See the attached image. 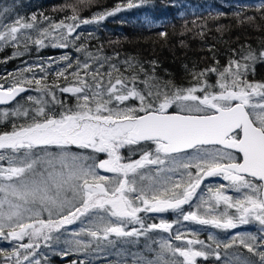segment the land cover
Returning <instances> with one entry per match:
<instances>
[{"label": "snow or ice", "instance_id": "obj_1", "mask_svg": "<svg viewBox=\"0 0 264 264\" xmlns=\"http://www.w3.org/2000/svg\"><path fill=\"white\" fill-rule=\"evenodd\" d=\"M91 3L80 0L62 6L60 10L68 14L58 22L46 18L49 26L40 29L36 39L23 31L35 28V15L32 22L22 17L10 24L0 22V42H18L23 37L37 46L51 40V47L67 48L69 37L81 25L98 23L150 0H123L113 10L82 17L81 9ZM255 7L264 18V0ZM6 12L7 8L0 10V21ZM245 19L253 22L256 18ZM73 39H79V34ZM234 54L238 59L231 58L222 68L191 70L195 83L189 87L162 83L155 61L150 62L151 71L129 59L123 62V70L110 63L101 73L110 58H93L98 68L77 60L72 73L75 84L59 88L61 93L73 94L76 104L72 107L58 100L41 79H17L7 88L0 84V104L26 92L25 85H35L37 92L51 96L53 107L59 105L54 111L49 101L28 96L32 106L25 108L17 101L16 108L0 113L3 120L24 121H12L10 131H0V162L7 163L0 164V238L20 242L5 261L14 255L20 264L19 249L38 248L39 241L52 240L53 232L81 217L88 218L89 227L75 235L91 239L69 242L77 250L87 249L93 240L112 243L109 237L113 235L151 239L150 255L136 258L134 264H198V258L207 261L211 256L222 260L217 251L221 242L214 236L208 237L212 243L180 232L153 239L148 233H170L172 224L163 220L145 224L140 213L171 211L184 221L223 230L257 223L264 233V83L247 79L251 65L264 61V48L257 51L248 46L245 50L241 46ZM61 59L67 65L56 76L66 79L72 60L68 55ZM40 71L45 69L41 66ZM209 74L217 76L214 84L208 82ZM126 148L139 158L122 155ZM151 166H155L154 176L149 175ZM181 169L178 178L172 175ZM101 170L111 175H102ZM207 177H222L228 183L210 187L207 198L199 197L196 211L185 212L183 206L191 207ZM229 189L242 195H227ZM237 242L258 261L236 256L225 264H264V235L238 233L223 247L231 248Z\"/></svg>", "mask_w": 264, "mask_h": 264}, {"label": "trees", "instance_id": "obj_2", "mask_svg": "<svg viewBox=\"0 0 264 264\" xmlns=\"http://www.w3.org/2000/svg\"><path fill=\"white\" fill-rule=\"evenodd\" d=\"M122 2L123 0H92L90 6L85 5L81 9V15L90 18L95 13L113 10ZM260 2L261 0H150L147 5L122 10L98 23L81 25L73 36L69 37L67 48H53L51 40H45V46H37L23 37L18 42L7 44L0 42V84L7 88L17 79H41L42 84L52 88L58 100L72 107L76 104L73 94L61 93L59 88L75 84L72 73L77 70V60L81 64L87 60L93 68H98L99 64L93 58L107 57L110 59L105 62L103 68H100L101 73L105 72L110 63H117L123 70V62L129 59L134 63L143 64L145 69L151 71L150 62L155 61L156 75L162 83L171 82L179 87H189L195 83L190 74L191 70L199 72L213 66L222 68L231 58L238 59L234 50L239 52L241 46L245 50L248 46L257 51L264 48V18L255 7ZM79 3L80 0H0V10L8 9L0 22L10 24L18 17L32 22L31 17L35 15L37 17L34 22L35 28L23 31L36 39L39 30L49 26V19L58 22L68 14L60 10L62 6ZM246 17L256 19L249 22L245 19ZM161 32L167 35L162 37ZM77 34L79 39H73ZM77 48H81V51H77ZM89 53L92 58H89ZM64 55L71 58L73 65L65 72L66 79L56 76V72L67 65V61L61 59ZM41 66L45 71H40ZM29 68L31 71H26ZM81 75L83 76V72ZM247 79L251 82L264 83V61H257L251 65ZM216 80L215 74L208 75L209 83L214 84ZM53 85L59 87L53 88ZM25 87L27 91L10 105L1 106L0 113L16 108L17 101L25 108L32 106V102L27 101L28 96L47 100L48 107L53 108L54 111L59 110L58 104L53 107L50 95L45 96L37 92L35 85H25ZM130 103L135 102L130 101ZM12 121L17 124L24 122L19 118L3 120L0 117V131H10ZM122 155L126 158L130 156L131 159L139 158L138 154L130 153L127 148L122 150ZM101 158L104 157L101 156ZM0 164L7 166L6 161ZM153 171L155 172V169ZM184 210L190 211V206L186 205ZM140 216L144 218L145 224H159L162 220L174 224L170 233L157 230L148 233V237L159 240L169 234L174 235L173 232L175 234L180 232L187 238L190 237V221L182 224V216H178L177 213L171 211L140 213ZM82 220L81 217L74 221V225H80ZM83 222L86 223V220ZM133 226L139 227L138 225L128 227ZM248 226L260 228L257 223L248 224ZM245 228L246 226L242 225L240 229L243 231ZM64 229H68L67 226ZM228 231H218L217 235H213L217 241L221 242V247L217 251L221 253L222 260L217 261L215 256H211L207 261L198 258V263L225 264V261L233 260L236 256L250 257L258 261V257L248 253L247 249L240 246L238 242L233 247L225 249L223 243L229 242L232 238L227 235ZM244 234L264 235L260 229L255 232L246 230ZM52 236L53 239L47 241L46 245L43 243L40 250L36 252L35 258L41 259L40 264H134L136 258L150 255L148 246L151 245V239L144 236L117 238L113 235L109 237L112 243L105 240L97 243L93 240L87 249L79 250L71 249L73 245L69 242L72 240L66 236L55 234ZM84 237L86 240L91 239L85 235ZM198 237L206 243H212L208 235L204 233L198 234ZM129 240L136 242L129 243ZM172 242L183 246L181 241L173 240ZM1 248L12 253L18 247L12 241L2 238L0 250ZM59 248L70 253L63 260L57 254ZM43 249L47 255L43 253ZM52 252H54L53 256ZM8 254L0 253V264L5 262Z\"/></svg>", "mask_w": 264, "mask_h": 264}, {"label": "rangeland", "instance_id": "obj_3", "mask_svg": "<svg viewBox=\"0 0 264 264\" xmlns=\"http://www.w3.org/2000/svg\"><path fill=\"white\" fill-rule=\"evenodd\" d=\"M155 169V166H151V169ZM153 169V170H154ZM152 170V171H153ZM145 171H147V169L145 170ZM152 171L149 173V175H155V172L153 171V173H152ZM183 170L181 169V170H179L177 173H175V174H172V175H174L176 178H178L179 177V174L182 172ZM100 174H102V175H111V174H109V173H104L103 172V170H101V172H100ZM171 174V173H170ZM213 179V177H207V178H205L204 179V181L202 182V184H201V186H200V188L199 189H197V193H196V196H194L193 197V201H192V205H191V207H190V211H196V208H195V205L197 204V203H199V197L201 196V195H203L205 198H207V195H209V193H208V189L211 187V188H213V189H215L216 187H218L219 185H221V184H225V185H227V181H225V180H223V181H218V182H216V181H211ZM218 180H220V178L218 179ZM226 194L227 195H231V196H233V197H238V196H241L242 195V193H236V192H234L233 190H231V189H229V190H227L226 191ZM186 206V205H185ZM184 206V207H185ZM201 212H202V210H201ZM83 218V220L79 223L80 225H78V226H75L74 225V222L73 223H71V224H67V225H65L64 227H66L67 226V228L68 229H64V227L63 228H61L60 229V231L59 232H53L52 234H55V235H57V236H66L67 238H69V240H72V241H74V240H76V239H82V240H86V237H84V235L82 234V235H80V236H76L75 234L76 233H78V232H80V230L82 229V228H87V227H89V221H88V218L87 217H82ZM86 220V223L85 222H83V221H85ZM181 223L182 224H184V223H189V221H184L183 219L181 220ZM248 225V224H247ZM251 225V224H250ZM258 225V224H257ZM172 226H173V228H174V224H172ZM241 226L242 225H240V226H238L237 228H235V229H228V230H223V229H217V228H214V227H212V226H210V225H200V224H198V223H195V222H193V221H190V237L189 238H198L199 239V237H198V234H201V233H204V234H206V235H208V237H209V235H217L218 234V231H224V232H226V231H228V234L227 235H229V236H235L236 234H244V232L246 231V230H243V231H241ZM61 234V235H60ZM173 234H175L174 232H173ZM170 235L171 234H169V235H167V236H164L163 238H170ZM220 236V235H219ZM218 236V237H219ZM0 239H2V238H0ZM9 241H12V243L16 246V247H18V245H19V243L20 242H18V241H13V240H11L10 238L8 239ZM54 241H56V240H54ZM87 241V240H86ZM24 243H27L28 242V240H27V238H25V240L23 241ZM47 244L46 242H44L43 240H41V241H39V244H40V246L38 247V248H34V249H31V250H28L27 252L24 250V249H19V252H20V257H19V259H20V264H34V262L36 261V260H39L40 261V263H42L41 262V259H37V258H35V256H36V252H38L39 250H40V248H41V246H42V244ZM73 245V244H72ZM48 246V245H47ZM76 247L73 245L72 246V248L71 249H75ZM65 252H67V250H65V249H60L59 248V251H58V255H59V257H62V260L65 258V256H67V255H64V253ZM0 253L2 254V255H4V254H8V253H10V252H7L6 250H4L3 248H1V250H0ZM29 253H32L31 255H29ZM43 253L45 254V255H47L46 253H45V250L43 249ZM69 253V252H68ZM70 254V253H69ZM68 254V255H69ZM25 255H29V259L27 260V261H25V260H23V257L25 256ZM54 255V252H52V256ZM63 255V256H62ZM8 256V255H7ZM50 256V255H49ZM16 260H17V257L16 256H11V259H10V261H8L7 260V262L5 261L3 264H16ZM47 263H49V262H47Z\"/></svg>", "mask_w": 264, "mask_h": 264}, {"label": "flooded vegetation", "instance_id": "obj_4", "mask_svg": "<svg viewBox=\"0 0 264 264\" xmlns=\"http://www.w3.org/2000/svg\"><path fill=\"white\" fill-rule=\"evenodd\" d=\"M219 178H220V180H218ZM211 181H216V182L223 181V178L222 177H213V179ZM243 226H246L245 230H249V231H253V232L260 229V228L258 229V227H254V226H251V227H249L248 225H243Z\"/></svg>", "mask_w": 264, "mask_h": 264}, {"label": "water", "instance_id": "obj_5", "mask_svg": "<svg viewBox=\"0 0 264 264\" xmlns=\"http://www.w3.org/2000/svg\"><path fill=\"white\" fill-rule=\"evenodd\" d=\"M22 93H20L17 97H16V99L21 95ZM15 99V100H16ZM15 100H13V101H15ZM13 101H10L9 103H6V104H0V107L1 106H7V105H10ZM208 264H216V263H208Z\"/></svg>", "mask_w": 264, "mask_h": 264}, {"label": "bare ground", "instance_id": "obj_6", "mask_svg": "<svg viewBox=\"0 0 264 264\" xmlns=\"http://www.w3.org/2000/svg\"><path fill=\"white\" fill-rule=\"evenodd\" d=\"M5 107V106H4Z\"/></svg>", "mask_w": 264, "mask_h": 264}]
</instances>
